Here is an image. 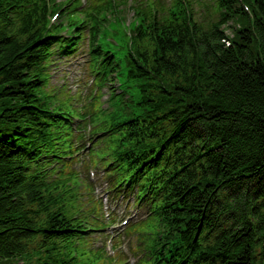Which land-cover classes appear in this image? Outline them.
Here are the masks:
<instances>
[{
  "label": "trees",
  "instance_id": "obj_1",
  "mask_svg": "<svg viewBox=\"0 0 264 264\" xmlns=\"http://www.w3.org/2000/svg\"><path fill=\"white\" fill-rule=\"evenodd\" d=\"M202 1L137 0L128 37L124 0H0V264L112 260L82 172L47 159L86 137L49 80L88 30L93 72L121 81L85 112L92 154L148 210L136 264H264V0Z\"/></svg>",
  "mask_w": 264,
  "mask_h": 264
},
{
  "label": "rangeland",
  "instance_id": "obj_2",
  "mask_svg": "<svg viewBox=\"0 0 264 264\" xmlns=\"http://www.w3.org/2000/svg\"><path fill=\"white\" fill-rule=\"evenodd\" d=\"M59 1H64V0H59ZM126 18L129 19V20H132L133 19V16H132L131 13H127ZM227 31H228L229 34L232 35L231 30H227ZM116 40L119 43L122 42L121 38H118L117 37ZM53 77L54 78H53L52 82L55 85H58V86H61L64 83V81H63V78L64 77H69V79L71 81L73 80V82H71V83H74L77 80L87 81V78L84 79V76L82 75L80 66L77 65V63L75 65H73V66H67V67H65V71L64 72H63V66H62V68L60 70V73L59 74H56V71H55ZM107 97H108V92H107V95H106V98L105 99H107Z\"/></svg>",
  "mask_w": 264,
  "mask_h": 264
}]
</instances>
